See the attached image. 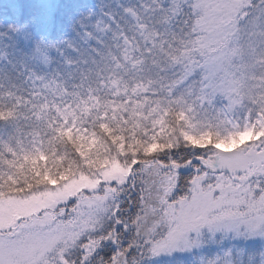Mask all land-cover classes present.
<instances>
[{"label":"snow or ice","instance_id":"6c2138e0","mask_svg":"<svg viewBox=\"0 0 264 264\" xmlns=\"http://www.w3.org/2000/svg\"><path fill=\"white\" fill-rule=\"evenodd\" d=\"M0 264H264V0H0Z\"/></svg>","mask_w":264,"mask_h":264}]
</instances>
